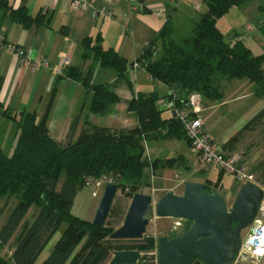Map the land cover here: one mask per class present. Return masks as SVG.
Returning <instances> with one entry per match:
<instances>
[{"label": "trees", "instance_id": "16d2710c", "mask_svg": "<svg viewBox=\"0 0 264 264\" xmlns=\"http://www.w3.org/2000/svg\"><path fill=\"white\" fill-rule=\"evenodd\" d=\"M249 1L201 0L205 10L189 34L175 38L172 29L165 25L156 41L142 49L134 61L141 64L152 81L166 86L169 92L162 98L157 94H137L126 103L127 111L138 121V127L134 129L90 126L74 142L62 145L51 138L46 124L54 92L41 120L32 113L11 115L0 104V117L13 121L17 130L13 153L8 156L0 149V199L17 200L0 229V251L7 245L10 252L9 257L0 253V264H35L62 225L58 242L42 264H103L110 254L118 251L153 248L151 239L111 240L114 230L109 221V227L98 228L92 222L72 215L74 199L85 188V178L107 175L119 189H127L130 197L143 186L145 170L159 164L147 160L145 141L185 138L176 117H163L166 110L160 107V101L173 102L178 107L192 93H199L203 100L215 101L219 92L213 79L218 75L232 80L246 79L256 86L257 96H264V54H252L241 40L226 42L216 26L230 9ZM8 11L12 22L24 28L45 23L42 16H31L25 7L8 8ZM101 42L100 35L84 39L82 60L92 57L102 68L113 69L119 77H124L134 61L128 64L114 50L104 49ZM156 42L160 43L159 52ZM62 76L79 82L90 93L88 107L93 115H104L111 105L119 102L107 86L92 85L91 69L83 74L80 69L68 66ZM175 90H180L183 98H175ZM263 116L264 108L253 120ZM77 120L76 117L71 124L70 136ZM173 162L169 160L162 165L171 167ZM205 184L209 186L210 183ZM32 207L38 212L29 222L26 215ZM113 214L111 210L109 218ZM187 225L183 221L182 229ZM83 238L81 252L75 254L77 244ZM12 240L14 245L10 246ZM120 242H132V245ZM137 264L144 263L139 260ZM191 264L202 263L193 261Z\"/></svg>", "mask_w": 264, "mask_h": 264}, {"label": "crops", "instance_id": "0c3cea01", "mask_svg": "<svg viewBox=\"0 0 264 264\" xmlns=\"http://www.w3.org/2000/svg\"><path fill=\"white\" fill-rule=\"evenodd\" d=\"M86 1L94 8L108 11L111 18L101 15L92 17L90 10L73 9L70 0H0V34L4 36L6 43L29 50L35 61L46 59L49 62L48 68L34 67L31 62L21 64L10 49L6 46L0 47V104L11 115H18L21 112L32 113L36 115L37 120H41L54 92L55 97L46 124L51 138L62 145L74 142L80 133L90 126L115 130L134 129L138 127V121L127 111L126 103L137 94L144 96L157 94L162 98L169 92L166 86L152 81L145 70L133 73L127 69L125 76L119 77L118 72L102 68L92 57L83 61L84 39L100 35L101 46L104 49L114 50L129 64L139 57L146 45L156 41L165 25L172 29L173 35L182 27H188L191 32L195 23L199 21L200 14L205 10L201 0ZM247 4L236 8L241 12L242 18L240 22H234L236 26L241 24L246 33L245 38H231L238 36L234 32L226 39L225 32L221 28V25L226 28L225 15L217 21L216 26L224 35L226 42L241 40L252 54L262 55L264 54V20L260 18L257 20L256 16L249 21L250 18L246 14L250 12L246 7ZM162 6L166 9L165 20L155 14V10ZM20 7H25L33 17L42 16L45 23L32 24L27 28L13 23L8 8L16 10ZM257 8L258 11L253 9L252 14L263 11L261 6ZM247 26H251L252 29L247 30ZM230 27L235 29L233 25ZM156 43L159 52L160 43ZM64 59L68 60L69 68L80 69L83 74L91 69L92 85L107 86L117 96L119 102L111 105L104 115L91 114L88 107L90 93L79 82L58 76L54 72V67ZM213 85L218 89L219 98L215 101L203 100L200 117L204 129L212 142L221 146L227 156L239 155L241 163L255 176L256 185L262 187L264 186V116L256 121L253 118L264 108V96H257L256 86L246 79L232 80L218 75L214 77ZM174 92L175 98H183L180 90ZM159 103L162 108L163 101ZM76 117L78 118L76 128L70 136V127ZM163 117L166 119L173 117L172 111H164ZM16 138L17 130L14 122L0 117V149L6 155L10 156L13 153ZM232 139L233 142L230 143ZM144 146L147 160L159 164L154 169L148 167L145 170L143 186L150 185L149 187L157 194L173 192L181 195L178 191H183L185 182L198 184L209 182L210 189L214 186L219 193L224 192L225 175L214 167L201 164L185 138L165 140L150 138L145 141ZM169 160H174L171 167L162 165ZM175 168L184 169L189 173V177L184 181L181 180L180 185L173 184L172 176ZM214 171L217 172L215 182L210 179ZM237 184V188L228 194L225 201H234L241 186L239 182ZM212 194L219 196L217 193ZM13 199L15 198L7 201L8 205L6 199H0V212L3 206H7L5 208L7 213H0L2 218L0 229L17 202L15 199V203L11 206ZM33 210L35 213L31 215ZM37 212L38 210L32 207L26 215V220L31 222ZM30 215L31 219H29ZM60 234L61 231H58L52 237L35 264H42L48 258ZM13 245L12 240L10 246ZM0 253L4 257H9V247L6 245Z\"/></svg>", "mask_w": 264, "mask_h": 264}, {"label": "water", "instance_id": "95a60500", "mask_svg": "<svg viewBox=\"0 0 264 264\" xmlns=\"http://www.w3.org/2000/svg\"><path fill=\"white\" fill-rule=\"evenodd\" d=\"M173 117L175 112L172 111ZM206 184L185 182L181 195L167 192L157 201L135 193L122 225L111 240H140L153 217L182 220L188 225L179 233L162 237L157 243V264H234L241 233L251 227L264 191L246 182L239 188L230 209L221 196L208 193ZM118 191L115 183L104 187L92 225L102 228ZM137 251H118L109 264H137Z\"/></svg>", "mask_w": 264, "mask_h": 264}, {"label": "built area", "instance_id": "2783aa9c", "mask_svg": "<svg viewBox=\"0 0 264 264\" xmlns=\"http://www.w3.org/2000/svg\"><path fill=\"white\" fill-rule=\"evenodd\" d=\"M70 5L73 9L90 10L92 17L101 15L106 18H111V14L108 11L101 8H94L86 0H70ZM194 7L198 8L196 5H194ZM155 14L165 20L166 9L162 6L155 10ZM251 29V26H247V30ZM3 46L10 49L16 55L19 63L21 64L31 62L34 67H49V62L46 59L35 61L32 59L31 52L29 50L18 45L7 44L4 36L0 34V47ZM68 64V60L64 59L58 66L54 67L55 74L58 76L64 75ZM129 70L136 73L143 70V68L139 62L134 61ZM202 103L203 99L201 95L199 93H192L178 107H176L173 102H163L162 107L167 111L175 112V117L182 125L185 138L189 142L192 152L199 158L201 164L204 166L214 167L219 172L234 177V179L241 185L246 182L256 185L255 176L241 163L239 155L227 156L221 146L212 142L210 136L204 129V124L200 117ZM162 133L165 134V132ZM172 180L176 183V185L181 184V179L176 173L173 175ZM110 183L116 184V182L107 175H102L98 178L84 179L85 187L92 186L94 188V191L92 192L93 197L96 196V189H100L102 187L104 188ZM260 188L264 191V188ZM125 192H128V190L126 189ZM182 225V220L172 219V226L169 234L176 233ZM147 236H149V239L154 241V250L143 255L139 253V260H141L144 264H157L158 240L169 235L163 232H154L151 233V235H147V232H145L140 240H145ZM246 260H250L251 264H264V197L258 207L252 225L249 228V232L245 237L241 238L239 251L234 264L243 263Z\"/></svg>", "mask_w": 264, "mask_h": 264}, {"label": "rangeland", "instance_id": "374dc122", "mask_svg": "<svg viewBox=\"0 0 264 264\" xmlns=\"http://www.w3.org/2000/svg\"><path fill=\"white\" fill-rule=\"evenodd\" d=\"M200 2H198V3L200 4ZM258 6H261L263 11H259V13L256 12L255 14L254 13L252 14L253 9H255V11H258L257 10ZM246 7L250 11L249 13L246 12L247 16L250 18L249 21L256 18V16H257V20H258V18H260L262 21L264 20V0H251L249 2V4H247ZM241 15H242L241 12L236 8L230 9V11L225 15L224 24L226 25V28H224L223 25H221V28L225 32L226 39L228 37L230 38V36L234 32H236L238 34V36L237 37L231 36V38H239V37L245 38L246 33H245L243 27L241 26V24L238 26H236L234 24V22L235 23L240 22V20L242 18ZM231 25H233L235 29H230ZM189 30L190 29H188V27H182L174 34V37L180 38L182 36H185V35L190 33ZM175 173L178 174L180 179L183 181L189 177V173H187L184 169L175 168V169H173V175ZM223 175H225L223 177L224 178V181H223L224 192L219 193L217 188H214V186L211 187L209 192H211V194L212 193L219 194V196H221L225 201L228 198V194L234 192V190L237 188L238 184H237L236 180L234 179V177L227 175V174H223ZM216 177H217V172L214 171L213 173H211L210 179L213 182H215ZM172 178H173V176H172ZM173 184L175 185L174 182H173ZM149 186L150 185L141 186L136 193L150 195L154 201H157L162 195H164V194H159V193L157 194L156 191ZM262 188H264V186H262ZM103 190H104L103 187L100 189H96V196L95 197L92 196V192L94 191V188L92 186L85 187L82 191L78 192L77 197L74 200V205L72 207V214L83 219V220L92 222V220L95 216V213L97 211ZM178 192L182 194L183 191L179 190ZM130 199H131V197L129 196V192H125L124 190L118 188V191L116 193V196L113 200V203H112V206L110 209V212L112 210V213H114V214L110 218L108 215L104 227H109V225H110L109 222H110L111 223L110 227H112V229L115 231L116 229H118L122 225L124 216L127 212V209H128L129 203H130ZM15 201H16L15 199L11 200V206L15 203ZM225 203H226L227 208L230 209L233 201H225ZM6 205H8V202L6 203ZM6 207L7 206H3L0 213H7L5 210ZM116 210L119 211L118 215L115 214L117 212ZM110 212H109V214H110ZM34 213H35V211L33 210L31 212V215ZM31 215L29 216V219H31ZM1 221H2V218H0V224H1ZM171 226H172V220L171 219L162 220V218L153 217L152 220L150 221V224L146 228V232H147V235H151V233H154V232H156V233L163 232V233H167L170 236V235H172V234H169ZM63 228H64V225H62V227L60 228V231H62ZM181 231H182V227L177 231V233H179ZM248 232H249V229L242 231L241 238L245 237ZM84 240H85V238L81 239L80 242H78L77 249L75 250V254L81 252V246H82ZM145 240H147V241L150 240L149 236H147L145 238ZM120 244L132 245V242H120ZM138 244L144 245L143 242H138ZM152 250H154V246L151 249L150 248L149 249L142 248V249H140V251H137V252L143 255V254L149 253ZM112 257H113V254H110L109 257L107 258V260L103 264H109ZM238 264H251V262H250V260H246L245 262L238 263Z\"/></svg>", "mask_w": 264, "mask_h": 264}]
</instances>
